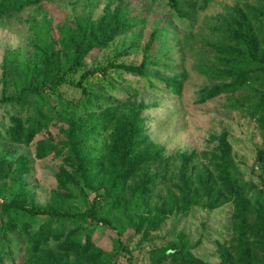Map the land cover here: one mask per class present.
Masks as SVG:
<instances>
[{
	"label": "trees",
	"instance_id": "16d2710c",
	"mask_svg": "<svg viewBox=\"0 0 264 264\" xmlns=\"http://www.w3.org/2000/svg\"><path fill=\"white\" fill-rule=\"evenodd\" d=\"M54 1L0 0V21ZM155 2H109L97 19L75 16L56 25V37L48 19L32 18L29 55L5 53L0 106L17 111L0 142L26 147L59 123L61 138L36 142L35 157L52 155L61 163L50 202L38 206L23 180L31 172L29 157H0V264H118L121 253L129 252L124 242L136 235L138 249L149 246L148 264H264V183L257 189L243 180L227 135L211 137L215 145L202 164L194 152L165 155L147 134L143 114L151 105L113 94L129 92L122 75H131L149 88L180 95L186 76L177 72L178 61L152 53L157 31L141 48L139 64L120 60L138 50L128 46L104 66L90 65L117 37L144 24ZM167 3L180 24L191 22L197 10L194 0ZM212 33V57L198 68L212 86L201 90L200 102L224 95L227 110L254 122L263 136L255 160L264 174V0L227 8ZM195 202L207 209L232 207L228 238L216 243L215 262L194 254L183 232L160 244L151 236ZM98 225L115 232L111 251L97 246L96 235L103 233Z\"/></svg>",
	"mask_w": 264,
	"mask_h": 264
},
{
	"label": "rangeland",
	"instance_id": "374dc122",
	"mask_svg": "<svg viewBox=\"0 0 264 264\" xmlns=\"http://www.w3.org/2000/svg\"><path fill=\"white\" fill-rule=\"evenodd\" d=\"M197 10L190 19L180 24L174 18V12L168 5V0H156L151 6L144 24L135 27L125 35L117 37L111 44L102 50L97 59L88 62L91 66L101 67L117 52L128 46L137 48L135 53L122 57L124 62L139 64L142 60L141 48L148 41L149 36L156 32V42L152 53L156 56L167 54L178 61L177 72L184 73V81L179 96L163 91L161 88L147 87L146 81L131 75H122L129 92L114 91L116 98L125 100L129 95L136 101L151 105L143 116L146 118V130L149 138L156 144L164 147L165 155H176L180 152L196 153L200 164L207 161L206 156L215 145L212 136L221 133L227 135L232 152L239 164L244 181L257 189L263 187L264 174L258 168L255 160L256 151L262 146L263 136L254 122L243 117L239 112H232L225 108L226 97L200 102L201 90L212 86V82L200 74L199 67L208 63L212 57L209 44L217 40L212 35L217 20L222 21L227 8L241 6L244 0H194ZM116 0H56L44 3L38 11L27 9L22 13L0 21V77L1 64L7 51H19L22 55H29L32 32L28 20L35 18L40 21L46 18L50 21L52 35L57 36L56 25L65 23L75 16L92 15L99 18L105 5ZM253 2L250 1V4ZM201 6H204L201 8ZM132 8H135L132 6ZM113 9V6L111 7ZM136 11L138 9L135 8ZM139 12V11H138ZM137 12V13H138ZM139 14V13H138ZM164 76H168L165 74ZM1 88V85H0ZM69 96H77L73 90L63 89ZM17 110L10 105L0 106V137L5 136V129L9 126V116ZM59 123L52 124L46 131L38 134L29 146H15L8 142H0V157L6 156L9 160L17 155H27L30 159V173L23 177L27 183L26 190L35 205L44 206L50 202L51 191L56 188L55 174L61 163L60 157L49 155L44 159L35 157V144L41 140L57 141ZM13 153V154H10ZM206 156V158H205ZM263 177V179H261ZM254 192V191H253ZM93 195L89 197L91 199ZM190 209L186 215L170 217L161 229L151 234L156 243L171 240L179 232L188 237L192 252L207 261H217L216 243L228 238L229 216L232 207L227 204L215 209L199 207V203ZM130 213V212H129ZM128 212L122 215L129 220ZM126 223L131 226V221ZM103 233L97 234V246L103 251L112 250L115 232L98 225ZM140 235H136L130 242L124 244L129 252L121 253L118 264H148L149 246L145 243L138 249ZM124 240V238H122ZM164 239V240H162ZM21 260L16 258V262ZM5 264H11L8 260ZM19 264V263H18Z\"/></svg>",
	"mask_w": 264,
	"mask_h": 264
}]
</instances>
